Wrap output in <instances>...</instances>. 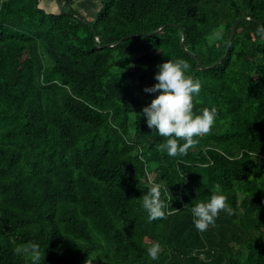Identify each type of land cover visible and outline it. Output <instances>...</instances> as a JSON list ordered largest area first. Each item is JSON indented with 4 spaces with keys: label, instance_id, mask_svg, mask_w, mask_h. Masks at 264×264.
I'll list each match as a JSON object with an SVG mask.
<instances>
[{
    "label": "trees",
    "instance_id": "trees-1",
    "mask_svg": "<svg viewBox=\"0 0 264 264\" xmlns=\"http://www.w3.org/2000/svg\"><path fill=\"white\" fill-rule=\"evenodd\" d=\"M98 1L92 19L0 0V264H30L28 243L40 264H264V0ZM176 58L201 82L194 111L217 118L169 157L141 113ZM151 183L170 201L154 221ZM213 193L231 213L199 232L191 208Z\"/></svg>",
    "mask_w": 264,
    "mask_h": 264
},
{
    "label": "clouds",
    "instance_id": "clouds-1",
    "mask_svg": "<svg viewBox=\"0 0 264 264\" xmlns=\"http://www.w3.org/2000/svg\"><path fill=\"white\" fill-rule=\"evenodd\" d=\"M260 34L264 36V29ZM213 36L222 38V30L215 31ZM189 69L190 65L184 59H168L158 65L154 76L156 83L144 88L145 93L155 94V98L143 108L141 115L150 129L166 138L161 147L169 157L185 155L197 143V138L209 133L217 118L215 107L194 111L193 98L199 94L201 82L187 74ZM181 140L183 143H178ZM141 199L149 221L166 217L170 201L162 198L159 183L149 184ZM221 211L231 213L223 194L213 193L205 202L194 204L191 214L195 229L199 232L208 230ZM40 247L37 243H28L17 246L14 251L28 258L30 264H40ZM160 251L161 245L157 241L148 247L147 255L151 260H157Z\"/></svg>",
    "mask_w": 264,
    "mask_h": 264
},
{
    "label": "rangeland",
    "instance_id": "rangeland-1",
    "mask_svg": "<svg viewBox=\"0 0 264 264\" xmlns=\"http://www.w3.org/2000/svg\"><path fill=\"white\" fill-rule=\"evenodd\" d=\"M49 1H52V2H49ZM49 1L48 0H43L44 5H48L49 6L50 5L49 3H51V4H53L51 6V7L54 8L53 11H58V8H59L58 1L57 0H49ZM74 1H75L74 4H73L74 8H77V9L81 10V12L83 14H86L87 17H89V18L93 19L95 17L96 12H97L98 3H99L98 0H74ZM61 3H62V0H61ZM45 11H47V13L50 12L47 9Z\"/></svg>",
    "mask_w": 264,
    "mask_h": 264
},
{
    "label": "water",
    "instance_id": "water-1",
    "mask_svg": "<svg viewBox=\"0 0 264 264\" xmlns=\"http://www.w3.org/2000/svg\"><path fill=\"white\" fill-rule=\"evenodd\" d=\"M57 1H58V3H59V7H60L61 11L64 12V8H63V4L61 3V0H57ZM79 18L84 20V18H83L82 16H80V15H79ZM240 22H241V20H236V21L234 22L233 27H232V31H231V34H230V37H229V44H228L229 46H228V48H227L226 54L224 55V57H223L218 63L222 62V60L227 56L228 51H229V47H230V45H231V43H232V40H233V38H234V36H235V34H236V30H237V27H238V25H239ZM261 25H262V28L264 29L262 23H261ZM160 29H161V28H160ZM160 29L157 30V31H155V32H153V34H157V33L160 31ZM182 47H183V49L186 50V51H187V52H188L193 58L197 59V60L200 62L199 58H198L195 54L190 53V52L187 50V48H186V46H185V36H184L183 39H182ZM213 66H214V65H213Z\"/></svg>",
    "mask_w": 264,
    "mask_h": 264
},
{
    "label": "crops",
    "instance_id": "crops-1",
    "mask_svg": "<svg viewBox=\"0 0 264 264\" xmlns=\"http://www.w3.org/2000/svg\"><path fill=\"white\" fill-rule=\"evenodd\" d=\"M49 2H51V1H49ZM52 10H54V9H52Z\"/></svg>",
    "mask_w": 264,
    "mask_h": 264
}]
</instances>
